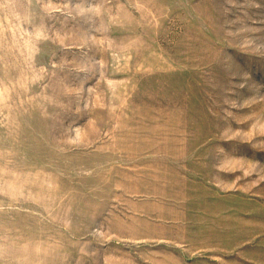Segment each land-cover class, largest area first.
Here are the masks:
<instances>
[{
	"label": "rangeland",
	"instance_id": "rangeland-1",
	"mask_svg": "<svg viewBox=\"0 0 264 264\" xmlns=\"http://www.w3.org/2000/svg\"><path fill=\"white\" fill-rule=\"evenodd\" d=\"M0 264H264V0H0Z\"/></svg>",
	"mask_w": 264,
	"mask_h": 264
}]
</instances>
